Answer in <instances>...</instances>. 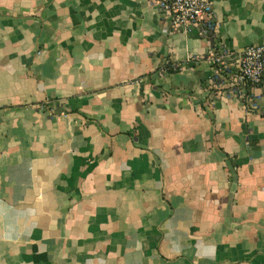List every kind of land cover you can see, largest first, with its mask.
Returning a JSON list of instances; mask_svg holds the SVG:
<instances>
[{
  "label": "crops",
  "instance_id": "obj_1",
  "mask_svg": "<svg viewBox=\"0 0 264 264\" xmlns=\"http://www.w3.org/2000/svg\"><path fill=\"white\" fill-rule=\"evenodd\" d=\"M213 7L236 57L264 44V0ZM168 24L0 0V264H264V77L249 110L217 94Z\"/></svg>",
  "mask_w": 264,
  "mask_h": 264
},
{
  "label": "built area",
  "instance_id": "obj_2",
  "mask_svg": "<svg viewBox=\"0 0 264 264\" xmlns=\"http://www.w3.org/2000/svg\"><path fill=\"white\" fill-rule=\"evenodd\" d=\"M147 1L168 18L170 32L195 30L207 40L206 58L211 66L208 84L216 89L217 94L225 92L246 110L255 107L254 90L261 85L264 77V44L246 46L236 57L218 35L220 21L214 11L213 0ZM44 103L47 105L49 102Z\"/></svg>",
  "mask_w": 264,
  "mask_h": 264
},
{
  "label": "water",
  "instance_id": "obj_3",
  "mask_svg": "<svg viewBox=\"0 0 264 264\" xmlns=\"http://www.w3.org/2000/svg\"><path fill=\"white\" fill-rule=\"evenodd\" d=\"M241 53H242V51H241ZM241 53H239V55H238V56H240V54H241ZM237 62L239 63V59L237 60Z\"/></svg>",
  "mask_w": 264,
  "mask_h": 264
}]
</instances>
